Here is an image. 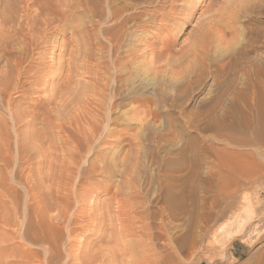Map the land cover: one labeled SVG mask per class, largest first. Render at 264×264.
I'll use <instances>...</instances> for the list:
<instances>
[{
	"label": "rangeland",
	"instance_id": "1",
	"mask_svg": "<svg viewBox=\"0 0 264 264\" xmlns=\"http://www.w3.org/2000/svg\"><path fill=\"white\" fill-rule=\"evenodd\" d=\"M223 1H228L234 7L233 13L235 14L232 16L234 17V23L237 20L236 35H227V38L221 39L223 43L213 41L211 45L196 57L189 56L184 62L186 64H184V68L183 64L178 68L179 72L161 73L150 79H143V76L139 75L133 77L128 86H124L120 90H124L123 96L127 99L122 102L123 105H121L120 111L114 110L110 113L109 117H112V120H107L106 117L108 116L106 114L105 117L103 116L104 118L102 117V123H105H103L104 125L102 123L101 125L99 124L100 130L94 137L97 138L95 142L94 138L90 140L91 151L83 143V134L87 132V124L91 122L93 116L88 115L86 112L85 114L87 115L83 114V117L80 115L82 114L81 108H84L82 105H84V101H86L89 94L87 86L82 87L86 83L83 80L86 79V76L84 77L79 74L80 76L69 78L71 83L68 88L70 91L68 88L66 90L68 93L72 92L76 100L80 98L83 100L77 101L78 104L74 107V110L70 107L61 108V104H65L64 100L59 101L58 98L57 100H52V94H55L58 90L60 91L66 83L65 80L67 81L64 77V79L62 78V73L60 76H54L57 73H53L51 78H48V76L38 77L39 81L37 79L35 81L30 79L25 82L24 75L19 77L20 81H24H22L23 85H25L24 90L27 89V92L24 95L23 93H18L16 88L10 89L8 98L12 99L11 102L18 100L16 101L18 104L15 102L17 105L14 104L16 106L14 107L18 109L21 105V111L26 113L25 117L23 116L24 121H26L25 123L28 121L32 124L26 129H23L25 128L23 127V122L17 125L18 131H22L23 129V132L25 130V133H27L23 144L21 141L20 154L17 143H15V140L17 142V138L14 137L15 134L11 125L12 121L7 119L8 125L6 123L5 126L11 136L9 140L11 143V146H9V148L11 147L9 149L10 162L8 165H4L3 146L1 144L3 140H0V264H264V97L261 98L257 94L261 87L257 84V76L254 73L257 63L259 64L264 60V0ZM196 16L198 17L197 14ZM194 25L195 23H192L191 26L189 25L187 30L189 31ZM180 40H183L184 43L187 42L184 36ZM67 41L68 38H64L63 35H57L51 40L50 45L54 47L51 50L47 48V50L48 54L51 52L54 60L51 61L45 55L43 57L45 64L47 63L56 67V65H59V60L64 61L65 58H68V54H64L65 57L61 56L58 58V55L61 54L60 45ZM71 45L69 47L76 50L77 47L74 46V48ZM97 52H99V55L97 54L98 58L101 57L100 61L107 60L106 58L103 59L104 56L102 54L104 53L103 55H105L104 51H102L103 53L101 51ZM33 56L35 57L36 54L34 53ZM3 63L4 60L1 58L0 74L6 71L5 63ZM9 63H13V61H9ZM102 71L103 69H99L98 72L104 76ZM44 81L46 83H43ZM30 82L31 84H28ZM35 82H39V84H35ZM40 83L45 84V86H41ZM37 85L39 87H36ZM49 85L52 86L48 88ZM73 89L76 90L73 92ZM243 89L248 93L243 91ZM66 90L65 92H67ZM241 90L248 94L249 101L247 100L248 102L246 103L236 96L237 92ZM80 92H83V96ZM26 93L28 94L26 95ZM107 94L110 98V93L108 92ZM67 97H64V99H67ZM114 98L117 97L115 96ZM49 99L51 103L46 101ZM104 99L108 103V98L105 97ZM119 101V98L116 99V102ZM22 107L24 108L22 109ZM20 108L18 109L19 111ZM91 108L93 107L91 106ZM235 108H245L248 114H250H247V117L241 113L234 114L233 116ZM133 110H136V113ZM71 111L75 115H79L77 120L71 117L73 114ZM224 111L228 113L225 115ZM123 112L128 113L123 114ZM0 113L5 112L0 109ZM133 113L137 116L133 115ZM5 115L7 114L5 113ZM129 115L131 117L134 116V119H130ZM7 118L9 117L7 116ZM56 123H60L59 126L55 125ZM19 127H22V129L20 130ZM101 129H103L102 131L106 129V131L101 133ZM59 131L62 132L63 137L73 141V144L69 147L70 149L75 148L76 145L74 144L76 142L80 144L81 156L77 165L80 167L73 179H77V181H73V184L77 186L81 183L84 186V181H87L86 186L92 189V194L95 196L93 195L94 197L91 200L92 204L82 205V203L79 206H82L79 208L82 210H80L81 216L77 218L76 224L72 225L71 228L54 227L55 232L52 227H46L49 229H47L49 231L48 235V233H45V227L43 229V227L26 226L28 221L30 223L33 222L32 224L35 223L34 218L35 213L38 214V208L42 207L46 202L55 203L53 200L59 195L55 192L57 190V183L54 181V178L56 179V175H58L60 169L59 167L57 169L55 167L59 166V160L63 153L62 150H66V148L60 145V143L62 144L61 136L58 137L57 135L61 133ZM53 134L54 137H52ZM98 134L99 137H97ZM2 137L5 140L4 134L0 136V138ZM112 147L113 149H111ZM36 148L37 150H35ZM131 149L135 150V152L132 150V155L130 154L129 156V150ZM61 151L62 153H60ZM102 151L109 154L111 152V154L117 155L119 159L128 155L133 158L132 163H136H134L135 165L132 167L134 169H131L128 175L131 176L130 178L133 182V191L128 189L127 191L131 192L129 194L134 198L132 201L134 202L135 200L134 205L135 203H137L136 207L141 205L139 209L144 210L143 212L146 216L149 213V216L146 217L149 220L147 219L146 221L141 210H137L139 211V214L137 213L139 215L137 216V222L139 223L136 225H141H138L140 227H137L136 235L140 240L142 237L139 235L144 232V239L140 241L142 244H132L138 239L135 235L129 237V241L126 237L122 239L121 236L119 240L118 227H114L116 224L114 218L116 217L112 207V192L114 187H111V184L105 181L103 176H98L100 173L97 171L91 174L93 179L86 180L88 167H91L90 162L95 160L96 164H100L96 160H99L98 157ZM56 155H58V158ZM44 160L45 162H43ZM40 163L43 165L40 166ZM21 164L22 173L19 177L18 175L17 177L14 175V180L11 174L12 172L16 173ZM213 165H215L216 169L220 170L218 176L214 177L215 183L220 185V190L222 191H220V194L216 191L217 185L214 184V181H212V187L205 181L208 179V170ZM38 166L41 167L38 170L42 169V178L37 176L39 177L40 184L35 180L39 185L36 187L37 184L34 183L33 175L38 171ZM182 167L185 169L182 170ZM193 168L196 169L194 174L192 173ZM48 170L51 173H47ZM132 170L135 172H132ZM184 171L185 176L182 173ZM17 174L19 173L17 172ZM186 174L189 177L188 184L192 190V196L185 199L188 210L182 212L181 215L179 213L177 215L166 214L167 211L164 210L163 212L161 211V214L155 215V213L161 210L160 206L163 205L162 199H160L162 198L163 189L167 186H174L173 191L176 192V185L183 180L181 178H186ZM25 177H28L31 181ZM24 182H32L33 184H30L36 187L35 192L37 191L36 195L38 194L39 197L36 198V201H32L33 206L27 205L31 201H28L26 198V184ZM134 184L137 186L135 187ZM161 185L164 188H161ZM105 188L110 190L106 192ZM136 188L139 191L135 190ZM140 193H143V195H140ZM133 195L136 196L134 197ZM139 199L141 202L139 201L138 205ZM38 203L41 204L40 207H38ZM107 203L111 206L112 210L108 209L110 206ZM105 205L108 208H105ZM84 206H87L86 209L90 206L91 210L88 208V211L85 209V212H82L84 211ZM242 207L249 208L248 210L251 211L249 218H252V220L250 219L247 222L248 226L246 225L247 227H245L246 234L244 237L246 240L242 241L240 238L228 239L229 234L227 232L231 228L227 227L228 223L233 221L234 214H237V211L239 212ZM74 208H77V206ZM52 212L49 214H53ZM97 212L100 215L103 212L105 220L100 215H97ZM112 212H114L113 215ZM209 212L212 214L218 213L219 218L216 219L217 221L215 220L210 223L211 228L209 231L204 232V218ZM83 215L86 216L84 217ZM142 215L143 217H141ZM97 216H100L102 220H98L99 217ZM150 216L153 219H150ZM81 217L82 220L79 219ZM140 217L143 220L145 219L146 222L150 221L153 227H142L145 221L143 223ZM111 218H113L114 226L111 225L113 222ZM107 222L110 226L105 224ZM166 224H168L167 227ZM106 225L109 227H106ZM73 226H76L77 229ZM139 228H146L144 229L146 231ZM69 230H71L70 234L72 236L69 235ZM139 230H141V233H139ZM152 231L158 235L153 236ZM73 232H76V236ZM183 233L188 234V236L195 235L198 238L194 241V245L188 242L180 250L181 247L176 243V238ZM36 235L38 237L41 235L45 237L42 245H40L42 248L39 246V242H33ZM200 236L204 238L200 239ZM46 238L49 240L47 241ZM216 238L228 240L225 250L222 249L218 242L221 239L217 240ZM71 241L76 243L74 249L73 247L71 248ZM147 242H153V247L150 244L152 249L149 248L150 245ZM121 243L125 246H122ZM238 243L244 245L248 251L245 257L237 260L235 257H232L231 245ZM146 244L149 246H145ZM126 246L128 247L126 248ZM69 248L73 250H71V255L67 253ZM91 253L94 254L92 255ZM137 253L138 256H136ZM45 257L47 258L45 259Z\"/></svg>",
	"mask_w": 264,
	"mask_h": 264
},
{
	"label": "bare ground",
	"instance_id": "2",
	"mask_svg": "<svg viewBox=\"0 0 264 264\" xmlns=\"http://www.w3.org/2000/svg\"><path fill=\"white\" fill-rule=\"evenodd\" d=\"M230 2L233 3L232 1H230ZM233 8L234 7L231 4H229L228 1L224 2L223 0H0V59L2 58V60H4V63L6 66V67L4 66L6 71L4 70L5 72L4 73L1 72V74H0V102H2L0 109H2V111H4L7 114V115H5V113H0V136H2L3 134L5 135V140L3 139V137L0 138L1 141L3 140V142L1 144L3 146L4 165H8L10 162L9 149L11 148V147L9 148V146H11V143L9 142L11 136L9 134L8 129L5 126V124L7 123V119H10L12 121L11 125L13 128L14 134H15L14 137L17 138V142L15 140V143H17L19 153L21 150V148H20L21 147V141L23 144L24 138L27 134V133H25V130L23 132V129H26L30 124H32L31 122H28V121H27V123H25L26 121H24V117H25L24 115L26 113L21 111V108H20L21 105H20V107L18 106L20 108V111L18 110L19 108L18 109L15 108L16 107L15 105L18 104V102H16V101H18V100L11 102L12 99L10 100L8 98L10 89L13 90L16 88L18 90V93H23V94L25 92H27V89L24 90L25 89L24 88L25 85H23L24 81L22 80L23 81L22 82L19 80V77L21 75L25 76L24 80L26 82L30 79H33V81H35L38 77H41V76H44V77L48 76V78H51L53 76L52 75L53 73H57L54 76H60L62 73V78L64 77L65 79H67V81L65 80L66 83L64 82L65 85L63 83L64 87L62 86L60 91L56 90L57 92H55V94L53 93L54 95L51 93L52 97H53L52 100L53 99L57 100V98L59 99V101L64 100L65 104H61V108L70 107V108H72V110H74V107L77 106V104H78L77 101L80 100L81 98L76 100L75 95L72 94V92L68 93V91L66 90L70 86V83H71L69 81V78L70 77L73 78V76H78L79 74L84 76V77L86 76V79H83L86 81V83L84 82L85 84L83 83L84 85H82V84L81 85H82V87L87 86V90H88L89 94L87 95L86 101H84V105H82L84 108H81L82 114H80V115L82 117H83V114L84 115L88 114V115L93 116V118L91 119V122L87 124L88 125V127L86 129L87 132L85 134H83L84 136L82 135L84 137V142H83V143H85L84 145L86 146L87 149L90 150V148H91L90 147V142H91L90 140L92 138H94L96 136V134L99 132L100 125L102 123V117L103 116L105 117V114L109 117L110 113L114 110L115 111L118 110L117 112L120 111L121 105H123L122 102L126 99L123 96L124 90L122 89V91H120L122 87L124 88V86H128V83H130L132 81V78L135 77L136 75L143 76V79H150V78H153L154 76H157L161 73H169V72L171 73L174 71L179 72L178 68L181 67L182 64H183V68H184V64H185L184 62L189 56L196 57L198 54L202 53L205 48H207L209 45H211V43L213 41L221 43L222 42L221 39L225 38L227 35H236L237 20H236V23H234V19H233L234 17L233 16L235 13H233ZM196 14L198 15V17L196 16ZM192 23H195V25L188 31L187 28L189 25L191 26ZM57 35H63L64 38L65 37L68 38V41L66 43H62L60 45L61 54L58 55V58H60L61 56L63 57L64 54H68L70 57L67 55L68 58H65L64 61L59 60V65H56V67H54V66H51L50 64H47V63L45 64L43 57H45V55H47L51 61L54 60L51 52H49L50 54H48L47 48H50L49 50H51L54 47V46L50 45V42ZM183 36H184V39L187 40V42H185V43L183 40H180ZM70 45L73 47L74 46L77 47L76 50L69 47ZM46 50H47V52H45ZM97 51H101V53H103L102 51H104L105 55H103L104 54L103 53L102 56H104L103 59L106 58L107 60L100 61L101 57L98 58L99 52H97ZM34 53L36 54L35 57L33 56ZM9 61H11V62L13 61V63H9ZM0 65H2V64H0ZM99 69H103L102 73L104 74V76L98 72ZM1 70L3 71V68ZM181 72H182V70H181ZM254 73L257 76V80H258L257 84L261 87L260 91H258L257 94L259 95V97L263 98L264 97V88H263V86H264V60L259 64L257 63V65L255 66ZM14 74H15V76H14ZM167 76H169V75H167ZM247 79H249V78H247ZM37 81H39V80L37 79ZM31 82L28 84H31ZM40 82H42V81H40ZM248 82H250V81H248ZM36 83L39 84V82H35V84ZM43 83H46V81H44ZM43 83L42 84L40 83L41 86L42 85L45 86V84H43ZM134 83H136V82H134ZM81 85H80V87H81ZM51 86L52 85H49L48 88H50ZM36 87H39V85H37ZM52 88H54V87H52ZM35 89H37V88H35ZM41 89H42V87H41ZM65 90L67 92H65ZM75 90L73 89V92ZM28 91H29V89H28ZM69 91H70V89H69ZM243 91H246V90L243 89ZM33 92H34V90H33ZM85 92H87V91H85ZM108 92L110 93V98L108 97L109 96L107 94ZM80 93L83 96V92H80ZM247 93L242 92V90H241V91L237 92L236 96L241 98L246 103L249 101L248 100L249 97H248ZM27 94L28 93H26V95ZM66 96H68L67 99H64V97H66ZM115 96L117 98H114ZM105 97L108 98V103L105 102V99H104ZM136 97H137V95H136ZM118 98L120 99V101L116 102V99H118ZM103 99H104V101H103ZM46 101H48V103H49L51 100L49 99ZM15 102L17 104H15ZM33 102H35V101H33ZM41 102H44V101H41ZM22 104H24V103H22ZM91 106L93 108H91ZM23 108L24 107H22V109ZM58 108H60V107H58ZM89 108H91L92 110ZM135 109H137V108H135ZM235 109L237 111L235 110V113H233V116H234V114L241 113L247 117L250 114V113L248 114V111H246L245 108L244 109L243 108L242 109L235 108ZM75 110H76V108H75ZM78 110L80 111L79 108H78ZM129 110H131V109H129ZM90 111H91V113H90ZM133 111H134V113H136L135 112L136 110H133ZM25 112H26V109H25ZM74 112H76V111H74ZM85 112L87 114H85ZM130 112L132 113V111H130ZM71 113H73V111H71ZM124 113L127 114L126 112H123V114ZM134 113H133V115L137 116ZM227 113L228 112L224 111L225 115ZM73 114L71 117L74 120H77V118H79V115L74 114L75 115L74 116ZM130 115H132V114H130ZM130 115H129L130 119H134L133 118L134 116L131 117ZM7 116L9 118H7ZM89 117H91V116H89ZM108 117H106L107 120H110L112 118V117H109V118ZM114 117H116V116H114ZM21 122H23V127H25V128L22 129V127H19L20 130L22 129V131H18L17 125ZM61 123H64V122H61ZM103 123H105V122H103ZM59 124L56 123L55 125L59 126ZM7 125H8V123H7ZM9 126H7V127H9ZM20 126H22V125L20 124ZM105 126H107V125H105ZM105 126H104V128H105ZM82 129H84V128L82 127ZM102 130L103 129H101V131ZM105 131H106V129H105ZM105 131H102L101 133H103ZM59 132H61V131H59ZM78 132H79V130H78ZM63 134H65V133L63 132ZM57 135H58V137L61 136L60 138H61L62 144L60 143V145L63 148H66V150L65 149L62 150L59 147V149L62 150L63 153H62V151L60 152V153H62V156L60 155L61 157L59 160V166H57L55 168L57 169L59 167L60 171H59L58 175H56V179L53 177L54 181L57 183V185H56L57 190L55 192L58 193L59 195L56 197L55 200H53V201H55V203H51V202L45 203L43 201L45 204L42 207H40L41 204L38 203L39 204L38 207H40V208L37 209L38 214L35 213V218H34V222L36 224L34 223L35 224L34 225V224H32L33 222L30 223V221H28L26 227H32V226L33 227H43V229H45L46 227H52L54 232H55L54 227H56V228L57 227H70L71 228L72 225L76 224V222L78 220L77 218L81 216L80 210H82V209H79V208H81L82 206L81 207H79V206L82 203H83L82 205H87V204L91 203L92 198L95 196L94 194H92L93 193L92 189H89V187L86 186L87 181H84V186L81 183L78 184L77 186H75L73 184V181L74 182L77 181V179H75L76 181L73 179L75 178L76 171L80 167V166L79 167L77 166L79 163L80 156H81L80 149H79L80 144L78 142H76L78 144L77 145L74 142L75 143L74 145H76L75 148L70 149L69 147H70V145L73 144V141H70L68 138L63 137L62 132L57 134ZM52 137H54V134ZM97 137H99V134ZM96 139L97 138H94V142ZM117 140H115V141H117ZM57 141H59V140H57ZM92 144H93V142H92ZM51 147H52V145H51ZM113 147L111 149H113ZM94 149H95V147H94ZM35 150H37V148ZM40 150H42V149H40ZM55 150H57V149H55ZM132 150L133 149L129 150L130 151V153L128 154L129 156H130V154L132 155V152H131ZM133 151L135 152V150H133ZM57 152H56V154H58ZM50 153H51V150H50ZM50 153H49V156H50ZM101 153H103V154H101ZM101 153H100V156L98 157L99 160H96L100 164H96V162H94L95 161L94 159H93L94 161L90 162L91 167H88V171H87L88 173H87L86 180L93 179L91 177L92 176L91 174L94 173V171H97L98 173H100V175H98V176H101V177L103 176V179L105 181H108L111 184V187H114L113 192H112V203H113L112 207H113V210L115 213L112 212V215L114 213L116 218H114L113 216L112 217L115 219L114 221L116 222V224H115V226L113 225V223H114L113 218H111L113 222H112V224L111 223L110 224L113 225L114 227H118L117 233L119 235V240L121 238L124 239L126 237L127 240L129 241V239H128L129 237H131V236L133 237V235L137 236L136 235V229H137V227H140L138 225H141V224L136 225L137 223H139V222H137V219H138L137 216H139V215H137V213L139 214V211L141 210V209H139V207L141 206V205H139V203L141 201H140V199L138 200V205H139V206L137 205L138 207H136L137 203H135V205H134L135 200L133 202L132 200L134 198L130 195L131 194L130 191L131 190L133 191V189H132L133 188L132 187L133 182L131 181V178H130L131 176H128L130 174V170L134 169L132 167L136 163L135 162H134L135 164L132 163L133 158L129 157L128 155H126L124 158L121 157L119 159V157H117V155L111 154V152H110V154L108 152H103V151ZM115 153L117 154V152H115ZM39 156H41V155H39ZM57 156L58 155H56V157ZM42 157H43V155H42ZM47 157H48V155H47ZM43 159H44V157H43ZM37 160H39V159H37ZM43 162H45V160ZM48 163H49V161H48ZM25 165H26V163H25ZM42 165L43 164L40 163V166H42ZM49 166H51V165H49ZM12 168H14V167H12ZM39 168H41V167L38 166L37 170ZM182 168H181L182 170L185 169L184 167H182ZM48 169H51V168H48ZM41 170L42 169L36 171V174L34 173L36 175V176L33 175L34 176V183H36V181L39 183V180H38L39 177L42 178V175H41L42 171ZM195 170H196L195 168L192 169L193 174L196 172ZM48 171H47V173H51L50 170H48ZM185 171L182 172L183 175H184ZM219 171L220 170L215 168V165H213L211 168H209L208 173H207L208 179H206L205 181H206V183H209V185L211 187H212V181H214V177L218 176ZM17 172L19 174H17ZM17 172L16 173L12 172L11 176L13 179L15 177H17V175L19 177V175L22 173V164L19 167V170ZM132 172H135V171L132 170ZM44 173H43V175H44ZM14 175H15V177H14ZM180 175H181V172H180ZM37 176H39V177H37ZM93 176H95V174H93ZM25 178H27L29 180L28 177H25ZM134 178H135V176H134ZM47 179H48V177H47ZM181 179H183V180H181L180 183L178 182L179 184L176 185L177 186V191L175 190L176 192L173 191L174 186H172V187L167 186L164 188V186L161 185V188L163 187L164 189H163L162 195L160 193L159 194L162 196V198H160V199H162L163 205L160 206L161 210L158 207V209L160 211L158 213H155V215L161 214V211L163 212V210L167 211L166 214L169 213L170 215H175V214L177 215L179 213L181 215L182 212H186L188 210V206L185 203V199L192 196V193H191L192 190L190 189V186L188 184L189 177H187V174H186V178H181ZM132 180H134V179H132ZM29 181H31V180H29ZM25 182H26V180H25ZM30 183H32V182H30ZM30 183H25L26 184L25 195L27 196L26 197L27 200L31 201V203H27L28 206L32 205V201H36V198L39 197L38 194L36 195L37 191L35 192L36 187L39 186L38 183H36L37 184L36 187L31 185ZM36 184H34V185H36ZM169 184H171V183L169 182ZM214 184H216L215 181H214ZM216 185H217V190L216 189L215 190L220 194V191H221L220 185H218V183ZM134 186L136 187L137 185L134 184ZM51 189H52V187H51ZM127 189L130 191H127ZM139 189H140V186H139ZM109 190L106 189V192H108ZM135 190H137V188ZM39 191H40V189H39ZM137 191H139V190H137ZM136 193H138V192H136ZM136 193H134V194H136ZM140 195H143V193L142 194L140 193ZM23 203H25V202H23ZM97 203H98V201H97ZM109 204H110V201H109ZM106 205H105V208H108L107 207L108 205L107 206ZM76 206H77V208H74ZM103 206H101V207H103ZM86 207L83 208L84 211H82V212H85ZM108 209L112 210L111 206ZM138 209H139V211H137ZM153 209L155 210V208H153ZM248 209L246 207H242L240 210L238 209L239 212L237 211V214H234V217L232 218V220L235 222L232 221V222L228 223V226L226 225L227 227H231L230 230L227 232L229 234L228 239L229 238L230 239L231 238H240L242 241L246 240L244 237V235L246 234L245 227L248 226L247 222L250 219L252 220V218H249L251 211H249ZM97 210H98V208H97ZM51 211H53L52 212L53 214H49V213H51ZM143 211L144 210H141L144 217L145 218L148 217L149 213H147L148 216H146V214H144ZM142 213H140V214H142ZM231 213H233V212H231ZM82 214H84V213H82ZM217 214H212L209 212L208 214L205 215L204 232L209 231V229L211 228L210 223L219 218ZM86 215H87V212H86ZM86 215H83V216L85 217ZM97 215H100V214H98V212H97ZM103 215L104 214L102 212V214L100 216L103 218V220H105L104 219L105 216L103 217ZM108 215H109V213H108ZM143 215L141 217H143ZM26 216H27V214H26ZM100 216H97V217H99L98 220L100 219ZM141 217H140V219H142V222L145 221V219L143 220V218H141ZM163 217H164V215H163ZM151 218L152 217L150 216V219ZM79 219L82 220V217ZM85 219H87V218H85ZM109 219H110V217H109ZM147 219L148 218H146V221H147ZM91 220H93V219H91ZM100 220H102V219H100ZM139 221H141V220H139ZM146 221H145V223L143 222L144 224L142 227H146V228L153 227V225L150 223V221L149 222H146ZM91 222H89V223H91ZM84 224H86V223H84ZM84 224H82V225H84ZM105 224H108V222ZM23 225H24V223H23ZM108 225H106V227ZM163 225H164V222H163ZM163 225H161V226H163ZM76 226H73V227H75V229H77ZM167 226H168V224H166V227ZM81 227H83V226H81ZM89 227H91V226H89ZM146 228H144V229H146ZM47 229L48 228L45 229L46 230L45 233H48V235H49V231H47ZM115 229H114V231H115ZM139 229H143V228H139ZM72 230L74 231L73 228H72ZM143 230H142V232H143ZM144 231H146V230H144ZM70 233H71V230H69V235H71ZM75 233H74V235H75ZM139 233H141V230H139ZM152 233H153V236H156V234H157V233H154L153 231H152ZM152 233H151V235H152ZM210 233H212V232H210ZM142 234L141 235L138 234V235L141 236L142 239H144L145 234H143V236H142ZM214 234H212V235H214ZM207 235H209V233H207ZM120 236H121V238H120ZM34 237L35 238H34L33 242H39L40 243L39 246L42 245V242L44 241L45 237L42 235L40 237H38V235H36ZM200 237H201L200 239L204 238L203 236H200ZM137 238H138V236H137ZM196 238H198V237H196L195 235L188 236V234L183 233L176 238L177 239L176 243L179 245V247H181L180 250H182V247H184L188 242L190 244L193 243L192 245H194V241L196 240ZM142 239L139 240V238H138L137 240H135L136 242L132 243L133 242L132 241L131 243L133 245L135 243H137L135 245H138L139 243L142 244V242H140V241H142ZM152 239H153V237H152ZM152 239H151V241H153ZM219 239H221V238H219ZM219 239H217V240H219ZM46 240H47V238H46ZM138 240H139V242H137ZM79 241H80V239H79ZM227 241H228L227 239H221L220 241H218L223 250H225V248L227 246ZM147 243L149 245L151 244L153 247V244H152L153 242L152 243L147 242ZM148 244H146L145 246H147ZM48 245H50V244H48ZM121 245H122V243H121ZM151 245L149 248L152 249ZM74 246H76V243L74 241H71V248L73 247V249H74ZM122 246H125V245H122ZM127 247L128 246H126V248ZM71 248H69V250H67L68 251L67 253L69 255H71V250H72ZM44 249H45V247H44ZM119 249H121V248H119ZM141 249H142V247H141ZM46 250H47V248H46ZM51 250H52V248H51ZM116 251H117V248H116ZM130 251H131V249H130ZM130 251H128V252H130ZM134 253H135V251H134ZM77 254H78V252H77ZM136 256H138V253ZM46 258L47 257H45V259ZM74 258H76V257H74ZM74 258H72V259H74ZM135 258H137V257H135ZM45 259H43V260H45ZM46 262H47V260H46Z\"/></svg>",
	"mask_w": 264,
	"mask_h": 264
},
{
	"label": "crops",
	"instance_id": "3",
	"mask_svg": "<svg viewBox=\"0 0 264 264\" xmlns=\"http://www.w3.org/2000/svg\"><path fill=\"white\" fill-rule=\"evenodd\" d=\"M247 248L242 245V244H232L231 245V254L232 257H235L237 260L240 259L241 257H245L247 254ZM222 264V263H219Z\"/></svg>",
	"mask_w": 264,
	"mask_h": 264
}]
</instances>
